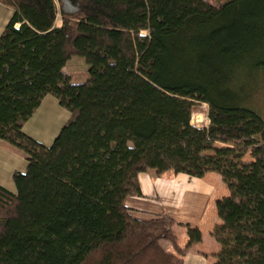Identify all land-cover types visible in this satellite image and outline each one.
<instances>
[{
  "label": "trees",
  "instance_id": "obj_1",
  "mask_svg": "<svg viewBox=\"0 0 264 264\" xmlns=\"http://www.w3.org/2000/svg\"><path fill=\"white\" fill-rule=\"evenodd\" d=\"M0 3L13 9L0 140L27 161L14 192L0 185V264H183L200 231L187 227L181 248L171 217L124 205L153 168L218 173L229 195L216 201L214 264H264V0ZM74 56L83 82L63 70ZM45 95L69 112L49 147L22 130ZM196 102L207 127L190 123Z\"/></svg>",
  "mask_w": 264,
  "mask_h": 264
},
{
  "label": "crops",
  "instance_id": "obj_2",
  "mask_svg": "<svg viewBox=\"0 0 264 264\" xmlns=\"http://www.w3.org/2000/svg\"><path fill=\"white\" fill-rule=\"evenodd\" d=\"M13 14V9L0 3V34ZM59 26V23H56ZM73 58V57H72ZM69 59L63 68L67 73ZM76 61V60H75ZM79 61V60H77ZM69 119V113L52 95H45L22 130L42 144L50 143ZM222 143H215V146ZM27 161L22 152L0 140V185L15 191L12 180L14 172H24ZM214 171L202 177H190L183 173L166 171L158 173L148 169L138 175L140 195H130L124 200L130 214L138 219H149L156 215H167L175 221L178 230L176 241L183 248L188 241L187 227L196 228L201 240L182 256L183 264H214L220 244L212 236L213 228L221 225L216 201L229 195L227 185ZM195 210V211H194ZM172 248V246H171ZM166 250V249H165ZM173 252L171 250H166Z\"/></svg>",
  "mask_w": 264,
  "mask_h": 264
},
{
  "label": "rangeland",
  "instance_id": "obj_3",
  "mask_svg": "<svg viewBox=\"0 0 264 264\" xmlns=\"http://www.w3.org/2000/svg\"><path fill=\"white\" fill-rule=\"evenodd\" d=\"M209 3L213 4V5H218L219 4V0H207ZM56 23H59V20H57ZM76 60V61H75ZM79 60V61H77ZM66 71L68 73V75L71 77L73 82H83L86 78V71H87V64L84 62L83 58L78 57V56H74L72 58V60L69 62V66L68 68L66 67ZM261 103L264 109V98L261 99ZM207 110H208V106L205 103H200V102H196L194 104L192 113H191V118H190V123L191 125L198 127V128H202V127H207L208 125V118H207ZM67 111V110H66ZM69 113V112H68ZM59 133V131H58ZM58 133L54 136L53 140L50 143H47V145L45 146H51L55 137L58 135ZM218 147H221L222 145L217 144ZM213 153L212 151H207V154H211ZM251 157L249 156V154H246L245 156H243V160L244 161H251ZM218 174V173H217ZM220 177V176H219ZM195 211V210H194ZM180 226V225H179ZM179 226H175L173 229V232L176 236H178V230L177 227ZM217 227V226H216ZM215 229V227L213 228V230ZM161 246L166 249V250H171V244L167 241H161Z\"/></svg>",
  "mask_w": 264,
  "mask_h": 264
}]
</instances>
